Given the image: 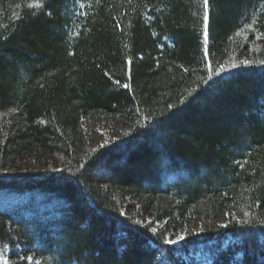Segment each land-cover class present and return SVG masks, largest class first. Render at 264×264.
<instances>
[{"label":"trees","instance_id":"16d2710c","mask_svg":"<svg viewBox=\"0 0 264 264\" xmlns=\"http://www.w3.org/2000/svg\"><path fill=\"white\" fill-rule=\"evenodd\" d=\"M262 61L264 0H0V264H264Z\"/></svg>","mask_w":264,"mask_h":264},{"label":"rangeland","instance_id":"374dc122","mask_svg":"<svg viewBox=\"0 0 264 264\" xmlns=\"http://www.w3.org/2000/svg\"><path fill=\"white\" fill-rule=\"evenodd\" d=\"M17 197H19V196L18 195H14V196L13 195H9L8 198L7 197H5V198L3 197V199L8 201V200H13V199H15ZM181 237H183V233H177L174 236V238H172L171 241H174V243H178V241L182 239ZM228 241H229V239L226 240V243H228ZM193 254L196 256L195 258H197V260L202 262V264H205V262H207L209 260V255H208L207 251L203 250L201 248L196 249ZM193 254L190 255V256H193ZM3 260L6 261V258H3Z\"/></svg>","mask_w":264,"mask_h":264},{"label":"snow or ice","instance_id":"6c2138e0","mask_svg":"<svg viewBox=\"0 0 264 264\" xmlns=\"http://www.w3.org/2000/svg\"><path fill=\"white\" fill-rule=\"evenodd\" d=\"M204 4L205 6L207 7L208 5V0H204ZM205 21L207 22L208 20V15L207 13L205 14V17H204ZM207 38H208V32H207V23L205 24V43H207ZM245 63H248V61H245ZM261 63H264V61H262ZM221 68L223 69L224 66L221 65ZM117 83H119V81H117ZM205 83H207V81H205ZM182 238V237H181ZM169 243H174V241H168Z\"/></svg>","mask_w":264,"mask_h":264}]
</instances>
